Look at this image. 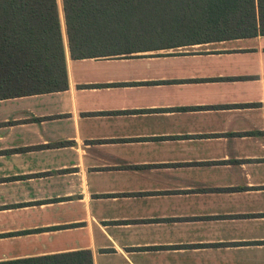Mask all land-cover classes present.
<instances>
[{"label": "crops", "instance_id": "1", "mask_svg": "<svg viewBox=\"0 0 264 264\" xmlns=\"http://www.w3.org/2000/svg\"><path fill=\"white\" fill-rule=\"evenodd\" d=\"M57 3L69 88L0 100V263L264 264V36L76 60Z\"/></svg>", "mask_w": 264, "mask_h": 264}, {"label": "trees", "instance_id": "2", "mask_svg": "<svg viewBox=\"0 0 264 264\" xmlns=\"http://www.w3.org/2000/svg\"><path fill=\"white\" fill-rule=\"evenodd\" d=\"M62 3L69 49L76 60L264 36V0H62ZM140 8L145 17H150L147 27L128 26L117 33L119 36L109 38L110 34L116 35L114 27L123 22L125 14ZM150 27L157 29V39L133 35ZM118 44H125V49L109 50ZM68 88L57 0H0V100L63 92ZM0 264L94 263L91 251L83 250Z\"/></svg>", "mask_w": 264, "mask_h": 264}, {"label": "rangeland", "instance_id": "3", "mask_svg": "<svg viewBox=\"0 0 264 264\" xmlns=\"http://www.w3.org/2000/svg\"><path fill=\"white\" fill-rule=\"evenodd\" d=\"M145 10H146V8H145ZM145 14L146 13L142 12V9L138 10V11H131V12H128L127 14H125L122 17L123 22H120L119 25L114 27V30L116 29L115 30L116 35L110 34L109 38H113V37L119 36V35H117V33H121V29L125 28V27H128V26L129 27H131V26H133V27H135V26H137V27H143V26L147 27L146 25L150 22V17H148V18H147V16L145 17ZM145 33H148V31H146ZM109 38H107V39H109ZM118 41H122V40H118ZM150 41H153V40H150ZM125 42H128V41H125ZM118 49H125V44H118L115 47L109 48L110 51H118Z\"/></svg>", "mask_w": 264, "mask_h": 264}]
</instances>
